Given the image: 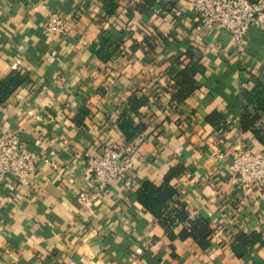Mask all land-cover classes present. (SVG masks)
I'll return each mask as SVG.
<instances>
[{"label": "crops", "instance_id": "obj_1", "mask_svg": "<svg viewBox=\"0 0 264 264\" xmlns=\"http://www.w3.org/2000/svg\"><path fill=\"white\" fill-rule=\"evenodd\" d=\"M103 1L0 0V80L13 71L25 78L0 102V135L23 134L35 154L30 184L11 177L10 191L0 182V264H264V191L241 189L229 159L212 156L214 149L261 150L241 130L239 114L242 89L264 81V32L251 27L239 47L226 30L196 28L193 0H157L150 16L134 10L132 20L127 11L138 0H117L111 18ZM52 10L71 21L68 35L47 30ZM105 31L124 35L107 62L90 49ZM146 34L158 45L154 52L144 46ZM190 46L202 52L206 73L176 105L168 68ZM133 96L148 99L137 114ZM214 111L225 116L226 130L207 122ZM123 113L143 127L138 148L127 178L95 192L86 155L125 140ZM177 165L184 170L171 185L191 218L204 217L213 230L205 249L191 238L172 241L138 201L144 181L161 185ZM241 232L262 235L243 258L232 249Z\"/></svg>", "mask_w": 264, "mask_h": 264}, {"label": "trees", "instance_id": "obj_2", "mask_svg": "<svg viewBox=\"0 0 264 264\" xmlns=\"http://www.w3.org/2000/svg\"><path fill=\"white\" fill-rule=\"evenodd\" d=\"M256 2L255 0H250ZM157 5V0H138L133 10L127 11V17L132 20L134 10L150 16ZM176 3L171 2L174 8ZM104 10L106 17H115L119 7L117 0H104ZM159 12L169 11V9L161 8ZM174 18H176L174 16ZM124 35L121 36L105 31L94 42L90 49L102 61H109L117 52L122 50ZM144 46L147 50L154 52L157 43L151 41L148 34L145 35ZM202 52L193 46L187 48L183 53L177 54L171 58V65L168 68V74L172 81L171 89L174 91L172 100L176 105L184 102L192 96L199 88L197 75L206 73V66L202 62ZM180 66V67H179ZM25 82V78L21 73L13 71L6 78L0 80V102L7 99ZM168 92L169 90H163ZM241 107L239 114V124L243 132H250L256 141L264 150V81L257 79L251 88H243L240 95ZM148 99L145 97H131L132 111L138 113L140 108L145 106ZM207 122L211 124L215 130H226L228 127L225 116L214 111L207 117ZM118 126L125 137V141H134L143 127L135 126L132 118L127 113H123L119 120ZM184 168L177 165L169 170L166 174L164 182L156 185L150 180L144 181L137 190L138 201L148 210L164 228L167 236L175 241L193 239L195 242L205 249L209 247L213 230L207 219L201 216L191 218L184 201L180 200L177 190L171 185V179L181 173ZM182 225V229L176 232V228ZM262 243V235L260 233H252L247 235L243 232L239 233L233 243L232 249L234 254L243 258L247 255L252 246Z\"/></svg>", "mask_w": 264, "mask_h": 264}, {"label": "built area", "instance_id": "obj_3", "mask_svg": "<svg viewBox=\"0 0 264 264\" xmlns=\"http://www.w3.org/2000/svg\"><path fill=\"white\" fill-rule=\"evenodd\" d=\"M198 15L196 28L199 31L223 29L233 37L237 46L245 43L251 27L264 32V5L250 0H193ZM176 16L181 12L176 10ZM47 30L54 35H68L72 23L59 11L49 12ZM138 148L137 141L111 143L100 148L98 155H86L87 168L94 176L95 192L105 191L115 180H125L129 172V158ZM212 156L225 162L241 189L264 191V150L241 147L227 155L214 149ZM35 170V154L23 143L17 133L0 135V182L12 191L14 185L9 178L15 177L21 184H30L29 176ZM95 196V194H94ZM87 199V195H84Z\"/></svg>", "mask_w": 264, "mask_h": 264}, {"label": "water", "instance_id": "obj_4", "mask_svg": "<svg viewBox=\"0 0 264 264\" xmlns=\"http://www.w3.org/2000/svg\"><path fill=\"white\" fill-rule=\"evenodd\" d=\"M19 136H20V139H21V140H25L23 134H20Z\"/></svg>", "mask_w": 264, "mask_h": 264}]
</instances>
